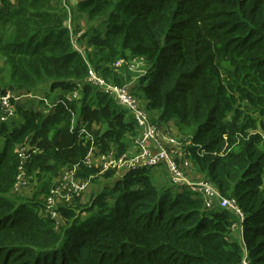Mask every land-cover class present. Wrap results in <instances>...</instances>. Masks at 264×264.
Instances as JSON below:
<instances>
[{
	"label": "trees",
	"instance_id": "obj_1",
	"mask_svg": "<svg viewBox=\"0 0 264 264\" xmlns=\"http://www.w3.org/2000/svg\"><path fill=\"white\" fill-rule=\"evenodd\" d=\"M65 6L0 0V94L44 88L57 96L45 114L12 100L19 120L0 121V264H264V0ZM70 14L89 24L79 36L84 53L65 25ZM118 59L145 61L131 94L146 99L154 122L175 124L196 170L235 199L239 239L235 213L208 209L189 186L158 187L150 167L116 177L87 163L91 150L123 155L139 134L127 110L86 80L91 67L126 85ZM64 169L105 181L88 202L79 194L58 204V219L44 197ZM21 173L40 185L16 201L8 194Z\"/></svg>",
	"mask_w": 264,
	"mask_h": 264
},
{
	"label": "built area",
	"instance_id": "obj_2",
	"mask_svg": "<svg viewBox=\"0 0 264 264\" xmlns=\"http://www.w3.org/2000/svg\"><path fill=\"white\" fill-rule=\"evenodd\" d=\"M133 60L145 64V61L142 59ZM121 62L122 60L118 59L114 62V66L119 67ZM86 80L114 99L119 106L126 109L127 113L133 117L139 130V134L133 140L136 151L132 155L124 153L121 156H116L115 152L95 154L94 151L91 150L87 156V163L93 164L92 158L96 157L99 164L96 163L95 165L98 166L102 172L110 168L118 172H125L136 167H155L162 165L167 170L172 185L189 186L192 191L196 192V194L204 200V204L208 209L217 206L232 210L237 216V220L233 222L232 227L238 229L241 237V222L244 216L240 207L237 206L235 199L222 196L217 187L208 180L192 183L186 173L185 166L177 161L173 148L181 144L180 137H177L174 132L172 134L167 132V130L163 132L160 124L154 122L140 106L139 100L131 94L127 84L117 86L99 76L91 67ZM12 96L10 92L0 94V108L2 110V113H0L1 121L8 120L13 114V104L10 101ZM49 106L53 107V104H49ZM24 149L23 147L22 151H20V148L18 149V155L20 157H23L22 152ZM186 155L189 157L188 153ZM61 173H66V175L64 178H58L59 180L54 182L55 184L51 186L49 194L44 197L46 210L49 211L52 216L58 214V212L55 211L57 210L58 204L70 202L73 196L81 194L88 185V181L75 178L73 169H64ZM66 176L68 181L66 180ZM21 179H24L22 173L18 176L14 188L19 186ZM240 264H248L247 258L244 257Z\"/></svg>",
	"mask_w": 264,
	"mask_h": 264
},
{
	"label": "rangeland",
	"instance_id": "obj_3",
	"mask_svg": "<svg viewBox=\"0 0 264 264\" xmlns=\"http://www.w3.org/2000/svg\"><path fill=\"white\" fill-rule=\"evenodd\" d=\"M77 2H78V0H64V3L66 5L65 7H68V8H71ZM71 15L72 14H70V18L65 21V25L69 28V30L73 34V46H74V48L77 51H80L81 53H84L85 50H86L85 41L84 40H79L80 39L79 36H81L84 32L90 30L89 29V26H88L89 24H86V21L84 19H82V18L76 19V21L75 20H72L71 19ZM101 20L102 19H99V20L93 22L91 25L93 26V25L96 24V26H98V24L101 22ZM102 29H105V27L103 26ZM124 64L127 67V71H128V74H129V79H128V82H127L128 88H131L132 86H136L137 83H138V81H139V78L145 73V70L147 68L146 64L141 63V62H137V61H135L133 59L122 60L121 65L117 69L120 70V68ZM47 94H48V97H46V102H44V103H50V104H52L54 101H56L57 96H56V93L55 92L51 93L47 89L45 95H47ZM23 95H26V94L23 93L20 96H12V98H14V101H15V100H17V98H19V97H21ZM26 98L27 97H23V98L17 100V102H20V104L23 105L22 104V101H23L22 99H26ZM139 102H140L139 103L140 106L146 111V113H147L148 116H150V117H151V115L152 116H156L153 111L151 113V110H149L147 108V101H146V99L144 97H140L139 98ZM44 103L43 102H40V104H42V105ZM28 105H30V104H28ZM47 106H45V107H43V108L40 109L41 112H43L44 114L47 112V110H49L48 108H50L49 106L48 107ZM26 107L29 108L30 106H26ZM12 111H13V114H12V117L10 119L17 118V120H19L18 115L17 114L14 115V106H12ZM0 113H2L1 108H0ZM10 119H8L9 120L8 122L9 123H12V122L14 123V121H10ZM0 121H1V119H0ZM159 124H161V128H162L163 132L167 130V132H169V133L172 134L173 133V130H176V134L175 135L177 137H180L181 138V136L179 135V133L177 131V127L175 126V124L172 121H170L168 123L163 122V123H159ZM259 131L262 132L263 135H264V131H262L261 129ZM174 133H175V131H174ZM2 142H3V139L0 138V146H1V143ZM180 145H182V142H181ZM25 149H27V148H25ZM20 151H22V147H20ZM92 163L93 164H96V163L99 164V161H97L96 157H94V158H92ZM153 169H151V172H153ZM157 171H158V169L156 170V172ZM116 172H117V174H116L117 176H119L120 174H122L121 172H118L117 170H116ZM154 172H155V170H154ZM65 175H66V173L65 174L64 173H61L58 176V178H60V177L61 178H64ZM163 176H164L165 179H167L169 177L168 172L167 171H164L163 172ZM58 178L54 179L53 182L58 181L59 180ZM114 178H115V176H114ZM152 179L155 182H157L156 177H155V174L152 176ZM66 180L68 181L67 176H66ZM104 181L105 180L102 177H99L96 182H89L88 181V185L85 187V189L81 193L82 194V198H81L82 202H88L90 200V196L92 194H94L95 192H98L99 190H101ZM167 183L169 185L170 184L172 185V183L170 182V179H169V181H167ZM39 185H40V183L38 182L37 178L35 177L34 174H32L30 176V179L29 180L27 179V181H26V179L25 180L24 179H21V182H20L19 186L17 188H14V190L12 192H10L8 195L11 196L12 198H14L16 201L21 200V197L29 198V197L33 196V194H35V192L37 190V187H39ZM52 211H54V210H52ZM53 216H55L56 218L60 219L59 214H55ZM231 236L234 239H239L240 238V235L239 236L237 235V228H233L231 230Z\"/></svg>",
	"mask_w": 264,
	"mask_h": 264
},
{
	"label": "crops",
	"instance_id": "obj_4",
	"mask_svg": "<svg viewBox=\"0 0 264 264\" xmlns=\"http://www.w3.org/2000/svg\"><path fill=\"white\" fill-rule=\"evenodd\" d=\"M12 1H15V0H12ZM9 92L13 96H20L21 94L25 93L26 95H23V96L19 97L17 100H19V99H21L23 97H27L26 98L27 100L26 99H22L23 100L22 104L23 105L30 104V105H32V107L34 109H39L40 110L41 108H43V105H45L44 102H46V95H45L46 91H45L44 88H36V89H32L30 91L24 90V91H21V92H13V91H9ZM41 99H44V102H43L44 104L43 105L40 104ZM10 100L12 102V100H14V98H11ZM17 100H15L14 103H18L19 105H21L20 102H17ZM33 103H34V105H33ZM160 126H161V124H160ZM174 131H175V134H176V130H173V132ZM2 143H1V145H2ZM135 151H136V147H135V145L133 143V140H131L128 143L127 148L125 149V154L132 155ZM173 152H174V155L177 157V161L181 162L185 166V170L187 171L186 173H187V175H188V177H189V179H190V181L192 183L200 182V181H203V180H207L206 177L203 174L199 173L196 170V168L193 166L191 158L188 157L185 154V151L182 149V145H179V146H176V147L174 146ZM151 169H153V168H151ZM157 169H158V171L156 172ZM154 170H155V172H154ZM164 171H167L164 166H158L156 168L154 167V169H153L152 174L153 175L155 174L157 182H155L154 180L153 181L158 187H162V186L163 187H167V186L171 185V184L169 185L167 183V181H169V177L167 179L164 178V176H163V172ZM116 177H118V176H116ZM233 228H236V227H232V229ZM237 235L238 236L240 235L239 232H238V229H237Z\"/></svg>",
	"mask_w": 264,
	"mask_h": 264
},
{
	"label": "bare ground",
	"instance_id": "obj_5",
	"mask_svg": "<svg viewBox=\"0 0 264 264\" xmlns=\"http://www.w3.org/2000/svg\"><path fill=\"white\" fill-rule=\"evenodd\" d=\"M11 98H12V97H11ZM11 98H10V99H11ZM17 99H18V98H17ZM136 99H137V98H136ZM10 101H11V100H10ZM45 104L48 105V103H45ZM48 106H49V105H48ZM48 106H47V107H48ZM49 107H50V106H49ZM51 108H52V107H50L49 109H51ZM97 154H98V153H97ZM158 166H159V165H158ZM158 166H155V167H158ZM160 166H162V165H160ZM150 168H154V167H150ZM121 173H124V172H121ZM170 182H171V181H170ZM171 183H172V182H171Z\"/></svg>",
	"mask_w": 264,
	"mask_h": 264
}]
</instances>
